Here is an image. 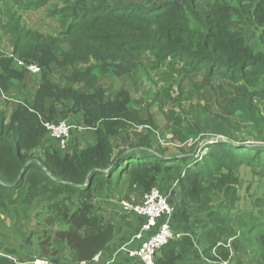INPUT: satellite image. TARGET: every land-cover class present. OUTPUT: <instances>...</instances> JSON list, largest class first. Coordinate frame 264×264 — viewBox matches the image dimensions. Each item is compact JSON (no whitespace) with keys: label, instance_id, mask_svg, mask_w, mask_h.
I'll use <instances>...</instances> for the list:
<instances>
[{"label":"trees","instance_id":"1","mask_svg":"<svg viewBox=\"0 0 264 264\" xmlns=\"http://www.w3.org/2000/svg\"><path fill=\"white\" fill-rule=\"evenodd\" d=\"M60 1V15L73 20L56 40L1 28L13 53L0 49V214L44 220L36 259L64 250L72 264L90 263L115 239L99 195L126 188L142 202L164 179L179 187L198 237L161 249L156 264H233L243 245L246 264H264V222L232 219L243 169L264 173V51L244 27L258 25L264 39V0ZM16 60L41 68L40 79ZM149 79L169 83L153 101L168 98L185 113L169 111L164 131L132 98ZM188 99L198 109L186 111ZM72 119L94 142L61 151L46 125ZM0 264L21 263L0 255Z\"/></svg>","mask_w":264,"mask_h":264},{"label":"rangeland","instance_id":"2","mask_svg":"<svg viewBox=\"0 0 264 264\" xmlns=\"http://www.w3.org/2000/svg\"><path fill=\"white\" fill-rule=\"evenodd\" d=\"M41 2L43 0H0V49L2 51L13 53L9 44V35H4L5 38H2V34H4V31L1 29L2 27L7 29L14 28L15 30L26 28V31L55 40L67 31L73 18L70 17L65 20V17L60 15V11L64 9L66 4L60 0H52L48 5L41 6ZM244 27L248 43L256 50L264 51L263 28H260L256 24H244ZM37 78L40 79V76ZM195 78V81H203L204 76L203 74H195ZM158 79L159 77H156L155 82H158L156 81ZM123 83L129 84L125 79L122 82L116 81V89L118 90ZM159 83V85H156L152 82V79H149L145 83V90H131V93L133 101L136 103L135 107L147 110L148 115L155 117L159 130L164 131V126L173 122L172 117H168L169 111L174 110L180 118H184L185 113L181 111V108H172L168 98L162 101L160 99L153 101L152 95L159 93L163 97V89L166 88L164 85L169 84L166 81ZM218 84L223 85L224 83L219 81ZM179 93L178 86L174 85L172 97L176 98ZM9 96L17 99L21 98L22 94L17 93L16 95L11 94ZM197 103L194 99H188L182 102V106L189 112L193 107L198 109ZM6 111L9 113L10 107H7ZM71 122L77 125V119H72ZM134 127L132 129L133 132H142V126ZM193 140H195L193 143H196L199 139ZM70 142H72V146L70 143L69 149L73 148L75 143L83 147L94 142V135L87 130H77ZM200 150H202V147L198 149V151ZM241 174L242 187L240 189V196L242 199L232 214L233 225H238V219H244L248 223L264 222V173L259 172V170L251 172L245 168ZM44 229L46 227H44V220L42 218L36 219L32 217L31 220H27L24 217L17 218L0 214V254L3 257L12 258L21 264H30L36 258L42 256L38 251V247L40 241L43 239ZM32 231H34L31 235L32 237L30 236L27 241L24 235L29 236ZM243 248L244 250L238 252L233 258V264L251 262V251L246 245H243ZM197 255L199 257V254Z\"/></svg>","mask_w":264,"mask_h":264},{"label":"crops","instance_id":"3","mask_svg":"<svg viewBox=\"0 0 264 264\" xmlns=\"http://www.w3.org/2000/svg\"><path fill=\"white\" fill-rule=\"evenodd\" d=\"M159 190L164 196H167L169 203L175 208L174 216L170 220L171 227L174 232L184 235H190L196 240L198 237L197 227L189 214L180 206V191L175 183L161 180L158 184ZM139 202L142 197L135 192H128L126 188L123 190L115 189L111 192H103L97 198L98 208L104 220L111 223L115 228V239L109 246L101 252V257L97 261H92L85 264H143L137 258L129 257L125 251H134L140 247L141 241H134L132 239L140 232L141 227L146 219L134 213L124 211L121 206L123 201ZM164 222L161 221L160 224ZM144 234V239H147L152 233ZM199 254V257L197 254ZM194 260L201 262V250L196 248ZM44 258V256H40ZM56 264H72L66 251H62L57 258L51 260ZM84 264V263H83ZM188 264V263H186Z\"/></svg>","mask_w":264,"mask_h":264},{"label":"built area","instance_id":"4","mask_svg":"<svg viewBox=\"0 0 264 264\" xmlns=\"http://www.w3.org/2000/svg\"><path fill=\"white\" fill-rule=\"evenodd\" d=\"M16 61L19 68L29 71L32 76L38 77L40 75L41 68L38 66L26 65L22 61ZM46 128L49 132L50 138L57 144L61 151H66L73 134L77 130H85L69 123L68 121H61L57 124L49 123L46 125ZM192 143L193 142L191 141L189 145ZM121 206L124 211L134 213L146 219L140 232L132 239V242L141 241L140 247L134 251L122 250L123 252L128 253L129 257L137 258L143 264H156V258L159 251L182 237L181 234L174 232L171 227L170 220L174 216V208L169 204L168 197L164 196L158 188H155L150 193L146 194L142 202L123 201ZM161 221L164 222L160 224ZM155 229H157L155 233H152L147 239H144L145 233H150ZM100 257L101 253H99L93 261H97ZM30 264L56 263L45 259H36Z\"/></svg>","mask_w":264,"mask_h":264},{"label":"bare ground","instance_id":"5","mask_svg":"<svg viewBox=\"0 0 264 264\" xmlns=\"http://www.w3.org/2000/svg\"><path fill=\"white\" fill-rule=\"evenodd\" d=\"M162 193V192H161ZM163 194V193H162ZM172 207V206H171Z\"/></svg>","mask_w":264,"mask_h":264},{"label":"water","instance_id":"6","mask_svg":"<svg viewBox=\"0 0 264 264\" xmlns=\"http://www.w3.org/2000/svg\"><path fill=\"white\" fill-rule=\"evenodd\" d=\"M209 142H211V141H209ZM213 143V142H212Z\"/></svg>","mask_w":264,"mask_h":264}]
</instances>
